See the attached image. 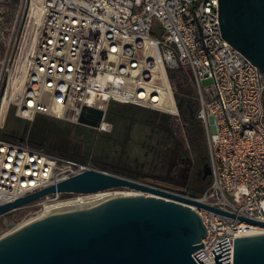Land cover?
<instances>
[{
	"label": "built area",
	"instance_id": "1",
	"mask_svg": "<svg viewBox=\"0 0 264 264\" xmlns=\"http://www.w3.org/2000/svg\"><path fill=\"white\" fill-rule=\"evenodd\" d=\"M23 4L22 30L0 71V105L11 94L0 130L10 105L25 121L45 115L106 133L112 130L106 120L111 102L178 117L168 73L185 83L188 77L210 180L194 196L151 187L233 215L189 205L205 227L203 248L196 251L202 264L214 262L210 250L218 241L226 238L231 264L233 239L264 234V227L239 220L264 222V76L222 38L218 0H19V9ZM89 109L102 112L94 126L79 121L82 115L94 120ZM85 171L112 174L90 158H67L0 137V205ZM96 194L54 192L35 203L42 206L39 215L58 200L81 210L98 204Z\"/></svg>",
	"mask_w": 264,
	"mask_h": 264
},
{
	"label": "water",
	"instance_id": "2",
	"mask_svg": "<svg viewBox=\"0 0 264 264\" xmlns=\"http://www.w3.org/2000/svg\"><path fill=\"white\" fill-rule=\"evenodd\" d=\"M222 38L264 76V0H218ZM79 121L94 126L102 112ZM208 174V167L205 168ZM125 188L155 196H117L81 210L38 218L0 238V264H200L205 236L194 205L215 213L232 214L178 197L142 182L100 171H85L55 186L0 205V216L62 192L90 194ZM181 193H184L181 191ZM195 194L190 193V196ZM253 225L264 222L245 218ZM212 263H229L226 238L215 243ZM196 252V253H195ZM194 257H193V256ZM231 264H264V234L233 239Z\"/></svg>",
	"mask_w": 264,
	"mask_h": 264
},
{
	"label": "rangeland",
	"instance_id": "3",
	"mask_svg": "<svg viewBox=\"0 0 264 264\" xmlns=\"http://www.w3.org/2000/svg\"><path fill=\"white\" fill-rule=\"evenodd\" d=\"M25 13L26 8H24V4L22 8L19 9V0H0V71L2 68L4 69V66H6L7 63H10L8 59L18 41L19 34L24 24ZM152 35L156 37L159 35L158 21L153 22ZM5 76V71H2V79H4ZM208 83V80L202 81V85ZM184 88L189 91V94H191L192 102L194 104V112L196 113L198 110V102L195 91L188 77H186ZM173 90L174 92L176 91L174 87ZM10 107H12V105H10ZM120 109L123 118L117 119L115 116L108 118V121L112 124V130L110 132H96L95 130L86 127L91 135V153L88 158H90L97 167L114 175L137 180L134 176H125L121 174L116 170V164L121 156V163L130 164L131 167H136V165L140 163H145V165H147L152 157L150 152H148L147 156L144 155V153L148 151L147 145H154L156 147L155 140L159 139V136L157 137L156 134L151 135L150 129L153 125H158L163 118L170 122L174 128L177 139L182 142L184 148L188 151L186 124L180 115L178 117H173L129 104H122ZM7 115L8 111L5 117V122L7 120ZM198 123L202 128L199 121ZM205 150L206 144L205 148H203L204 155L206 156L207 152ZM122 151L123 153H121ZM207 184H205L204 187H206ZM113 191L123 192L130 190L115 188ZM40 209H42V206L37 205L34 202L1 215L0 237L14 228L22 226L31 218L38 216L40 214Z\"/></svg>",
	"mask_w": 264,
	"mask_h": 264
},
{
	"label": "flooded vegetation",
	"instance_id": "4",
	"mask_svg": "<svg viewBox=\"0 0 264 264\" xmlns=\"http://www.w3.org/2000/svg\"><path fill=\"white\" fill-rule=\"evenodd\" d=\"M177 100L183 102L193 118L194 104L184 90H178ZM151 135L156 134L159 139L154 145H147L151 153V161L147 165L140 163L136 167L121 163V156L116 164V170L126 176H134L137 181L146 185L184 193H196L203 189L210 180V169L205 159L200 131L195 136L196 145H192L187 137V148L180 142L170 122L163 118L158 125L150 129ZM150 135V138H151ZM123 153V151L121 152ZM208 167V174L205 168Z\"/></svg>",
	"mask_w": 264,
	"mask_h": 264
},
{
	"label": "trees",
	"instance_id": "5",
	"mask_svg": "<svg viewBox=\"0 0 264 264\" xmlns=\"http://www.w3.org/2000/svg\"><path fill=\"white\" fill-rule=\"evenodd\" d=\"M168 77L176 90L174 92L176 100L178 90L186 91L187 96L191 98L189 91L184 88L185 82L181 81L182 77L174 72H169ZM121 105L116 102L109 103L106 112L107 121L111 116H115L117 119L123 118V114L120 112ZM177 108L179 115L186 124V136L190 137V143L196 145L195 136L200 131L203 148H205L203 130L196 119V113L194 112L191 119L184 103L178 100ZM88 131L84 126L66 123L45 115H37L31 122L25 121L14 116V108L10 107L4 127L0 130V137L12 143H17L22 139L32 148H39L46 153L82 161L86 160L91 153V135ZM205 151L207 152V150ZM205 159L207 160V154ZM201 191L193 194L198 195Z\"/></svg>",
	"mask_w": 264,
	"mask_h": 264
},
{
	"label": "bare ground",
	"instance_id": "6",
	"mask_svg": "<svg viewBox=\"0 0 264 264\" xmlns=\"http://www.w3.org/2000/svg\"><path fill=\"white\" fill-rule=\"evenodd\" d=\"M35 12V7L32 6L31 8V12L30 14H34ZM11 99V94L5 95L2 99V103L0 105V119L3 117L5 110H6V106L8 104V101ZM142 193H140L139 191H134V190H130V191H123V192H98V194H96V199H95V203H100L102 201H105L107 199L110 198H114L117 196H129V195H141ZM80 206H76L74 205L72 202H67L64 200H58L55 201L54 203L47 205H44V210H43V214L42 215H38L36 217L31 218L30 220L26 221L23 225L32 222L38 218L47 216V215H51V214H55V213H60V212H67V211H71L75 208H78ZM22 225V226H23Z\"/></svg>",
	"mask_w": 264,
	"mask_h": 264
}]
</instances>
